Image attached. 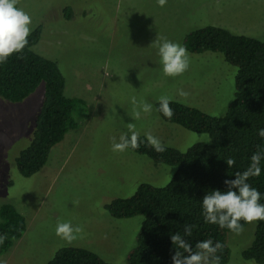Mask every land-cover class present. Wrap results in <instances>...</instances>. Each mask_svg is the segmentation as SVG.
Listing matches in <instances>:
<instances>
[{"label":"rangeland","instance_id":"374dc122","mask_svg":"<svg viewBox=\"0 0 264 264\" xmlns=\"http://www.w3.org/2000/svg\"><path fill=\"white\" fill-rule=\"evenodd\" d=\"M17 7L31 16L32 31L42 27L33 50L57 63L65 95L85 105L74 112L77 129L53 147L44 168L23 177L15 160L31 143L45 87L42 83L20 103L0 97V207L14 206L27 223L0 264H47L63 247L85 248L106 262L125 264L143 217L114 219L106 204L133 196L142 183L165 186L176 169L129 149L114 152L111 138L119 142L134 123L140 136L150 131L185 152L209 137L163 121L155 108L158 98L168 95L222 116L235 91L237 69L223 55L188 52V70L173 78L163 74L154 42L161 36L182 45L188 32L204 26L263 40L264 0H167L163 7L156 0H19ZM180 90L188 95L180 96ZM132 97L151 104L152 112L133 119ZM58 221L82 226V238L66 243L56 235ZM255 228L253 222L238 235L228 234V264H256L242 257Z\"/></svg>","mask_w":264,"mask_h":264},{"label":"trees","instance_id":"16d2710c","mask_svg":"<svg viewBox=\"0 0 264 264\" xmlns=\"http://www.w3.org/2000/svg\"><path fill=\"white\" fill-rule=\"evenodd\" d=\"M71 19V9L65 11ZM42 27H36L28 37V45L22 53L8 57L0 64V97L12 103L23 102L43 83L44 102L37 116L31 143L19 153L16 167L23 177H31L47 164L51 150L63 141L66 134L78 124L75 110L85 105L79 98L65 95L66 81L53 60L37 54ZM182 46L191 54L207 52L221 54L227 64L237 69L235 91L222 116H213L199 108L182 102H170L174 115L168 119L157 111L160 118L190 132L206 134L208 142L193 144L187 151L166 146L163 153L148 145L140 136L135 154L148 157L155 165H166L176 170L170 181L162 187L142 183L129 198H117L106 204L105 210L114 219H130L142 216L143 222L136 247L128 255L125 264H172L175 248L170 235L179 232L183 236L185 223L194 225L192 236L186 239L193 245L200 240L212 239L223 244L217 253L220 264H228L231 250L228 245V228L206 223L202 199L210 191H225L226 179H235L236 172L245 171L251 156L261 153L258 177L248 183L261 193L264 204V138L258 135L264 129V39L236 35L216 26H204L188 32ZM234 159V166L225 160ZM26 219L17 209L6 204L0 207V235L7 239L0 244V256L7 253L26 231ZM243 228L249 223L241 221ZM243 259L264 264V221H256L253 242L242 252ZM47 264H111L98 254L81 247H63Z\"/></svg>","mask_w":264,"mask_h":264},{"label":"clouds","instance_id":"9594fccd","mask_svg":"<svg viewBox=\"0 0 264 264\" xmlns=\"http://www.w3.org/2000/svg\"><path fill=\"white\" fill-rule=\"evenodd\" d=\"M157 5L163 7L167 0H156ZM19 0H0V64L5 63L9 56L22 53L28 45V37L31 34V16L17 7ZM154 45L158 48V55L162 64L163 74L168 77H177L185 73L190 65V57L187 49L179 43L172 42L166 37L158 36ZM182 97L188 94L183 90L178 93ZM172 97L161 95L158 98L159 108L165 117L171 119L174 115L170 107ZM134 107L133 119H139L141 111L151 113L153 106L143 100L137 101L132 97ZM128 132L111 138L112 151L124 152L129 148L135 150L140 146V133L134 123H128ZM258 135L264 138V129H260ZM149 146L156 152L163 153L166 150L162 141L150 131L145 133ZM261 153L258 151L251 156L249 167L243 172H236L235 179H226L225 191L219 189L208 192L202 199L203 216L206 223L218 225L221 229L228 228L235 234L243 231L241 221L253 223L264 221V204L260 203L261 193L252 187L248 180L258 177L261 173ZM230 167L234 166V159L225 160ZM194 225L185 223L183 236L176 232L170 235L175 248L172 255V264H220V256L217 255L223 249V244L213 242L212 239L200 240L193 245L186 237L192 236ZM56 235L66 243L82 238L84 229L80 225H72L71 222L58 221L55 229ZM7 239V235H0V244Z\"/></svg>","mask_w":264,"mask_h":264}]
</instances>
